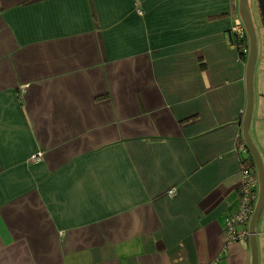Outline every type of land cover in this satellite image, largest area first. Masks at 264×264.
<instances>
[{"label":"crops","instance_id":"1","mask_svg":"<svg viewBox=\"0 0 264 264\" xmlns=\"http://www.w3.org/2000/svg\"><path fill=\"white\" fill-rule=\"evenodd\" d=\"M238 19L239 0H0V264H252L225 236L251 166Z\"/></svg>","mask_w":264,"mask_h":264},{"label":"water","instance_id":"2","mask_svg":"<svg viewBox=\"0 0 264 264\" xmlns=\"http://www.w3.org/2000/svg\"><path fill=\"white\" fill-rule=\"evenodd\" d=\"M259 8L264 23V0H258ZM239 14L243 24L245 25L248 42L249 54L247 62V91H248V105L243 120V136L245 143L251 153L254 164L257 169L259 184H258V200L255 207L254 214L249 224L250 232V246L252 253V264H259V248L257 241V229L260 219L264 213V162L261 154L251 137V121L254 107V71L258 56V37L257 31L252 16L250 0H239Z\"/></svg>","mask_w":264,"mask_h":264},{"label":"built area","instance_id":"3","mask_svg":"<svg viewBox=\"0 0 264 264\" xmlns=\"http://www.w3.org/2000/svg\"><path fill=\"white\" fill-rule=\"evenodd\" d=\"M231 32L236 37L238 43L245 42L246 44L248 42L247 31L241 19L236 20L231 28ZM242 52L245 56L249 54L248 44L242 48ZM241 152H247L246 148L241 147ZM241 176L239 210L226 221L225 236L228 243L249 240L250 232L248 226L254 214L258 199L259 179L257 169L244 166L241 170ZM212 264H218V261H214Z\"/></svg>","mask_w":264,"mask_h":264},{"label":"rangeland","instance_id":"4","mask_svg":"<svg viewBox=\"0 0 264 264\" xmlns=\"http://www.w3.org/2000/svg\"><path fill=\"white\" fill-rule=\"evenodd\" d=\"M253 3L255 2V0H252ZM257 2V0H256ZM258 5V4H257ZM251 7L253 8V12L256 16V20H258L257 18V13H259V9H257V7L251 3ZM260 47V46H259ZM263 161H264V157H263ZM264 213L260 219L259 225H258V229H257V241H258V248H259V264H262V255L264 254Z\"/></svg>","mask_w":264,"mask_h":264},{"label":"trees","instance_id":"5","mask_svg":"<svg viewBox=\"0 0 264 264\" xmlns=\"http://www.w3.org/2000/svg\"><path fill=\"white\" fill-rule=\"evenodd\" d=\"M233 42H234V45H236L237 47H236V49H237V51L239 52V55H240V57L242 58V60H244L245 59V55L243 54V52H242V48L243 47H245V46H247V44H248V42L245 44V42H237V39H236V37L233 35ZM249 45V44H248ZM248 162H250V167H252V168H256L255 167V164H254V161H253V158H252V156H250V158H249V160H247ZM246 163V162H245Z\"/></svg>","mask_w":264,"mask_h":264},{"label":"flooded vegetation","instance_id":"6","mask_svg":"<svg viewBox=\"0 0 264 264\" xmlns=\"http://www.w3.org/2000/svg\"><path fill=\"white\" fill-rule=\"evenodd\" d=\"M248 44H249V42H248ZM249 46V45H248Z\"/></svg>","mask_w":264,"mask_h":264}]
</instances>
